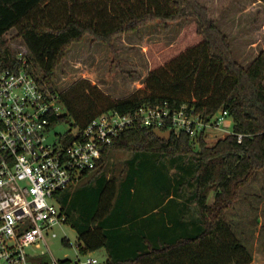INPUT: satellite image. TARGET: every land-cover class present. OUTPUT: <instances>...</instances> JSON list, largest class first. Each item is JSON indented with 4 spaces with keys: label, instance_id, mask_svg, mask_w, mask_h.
<instances>
[{
    "label": "trees",
    "instance_id": "1",
    "mask_svg": "<svg viewBox=\"0 0 264 264\" xmlns=\"http://www.w3.org/2000/svg\"><path fill=\"white\" fill-rule=\"evenodd\" d=\"M183 18L190 22L176 44L150 47L141 87L125 96L84 78L63 90L54 85L72 42L89 36L112 47L117 37L149 23L167 27ZM11 29L26 47L28 71L59 94L65 113L55 123H69L77 134L66 135V144L107 111L186 104L205 120L219 109L231 118V131L210 145L203 135L194 140L187 133L160 139L146 127L126 129L103 145L96 166L57 194L81 253L104 249V264L251 263L227 212L240 187L264 168L263 49L242 65L198 0H0V66L16 69L4 39ZM122 149L130 153L125 167L107 176L113 151Z\"/></svg>",
    "mask_w": 264,
    "mask_h": 264
},
{
    "label": "built area",
    "instance_id": "2",
    "mask_svg": "<svg viewBox=\"0 0 264 264\" xmlns=\"http://www.w3.org/2000/svg\"><path fill=\"white\" fill-rule=\"evenodd\" d=\"M26 54H16V69L0 66V264H97L92 252L82 259L77 246L75 261L51 255L45 235L55 237L53 227L64 221L60 207L51 203L53 197L93 169L102 146L112 144L126 129H170L171 134L187 133L196 140L209 131L225 130L228 112L219 109L205 120L193 107L172 108L167 103L139 106L125 114L107 111L70 143L63 142L66 135L51 140L48 130L65 109L59 94L28 71ZM68 135L77 136L75 131ZM40 243L46 247L41 254L50 255L47 260L27 252Z\"/></svg>",
    "mask_w": 264,
    "mask_h": 264
},
{
    "label": "rangeland",
    "instance_id": "3",
    "mask_svg": "<svg viewBox=\"0 0 264 264\" xmlns=\"http://www.w3.org/2000/svg\"><path fill=\"white\" fill-rule=\"evenodd\" d=\"M209 8V16L217 21L220 29L228 36L233 55L242 65L247 64L261 49L264 51V4L258 0H198ZM190 19H180L169 23L167 27L152 22L136 32H128L117 37L109 47L105 43L92 41L84 36L74 41L65 51L64 59L57 66V77L54 81L60 90L66 89L77 79H88L106 93L121 97L141 87V80L150 67L148 51L155 44L166 47L176 44L183 29L189 25ZM4 39L9 48L17 54L26 47L16 30L8 31ZM115 53V55H114ZM115 56V58H114ZM225 130L209 131L204 139L213 144L231 131V118L226 119ZM74 131L69 123H54L48 130L51 140L68 135ZM130 157L127 150L113 151L107 167V176L118 175ZM213 201L209 193L208 202ZM56 208L60 207L58 196L51 200ZM227 218L237 235L252 253L250 264H264V168L238 191V201L227 212ZM56 236L45 235L51 255L57 259L75 261L77 236L71 225L62 221L54 226ZM70 244H65V240ZM43 243L27 250L37 253L42 260H47L49 253ZM97 264L105 260L104 249L91 253ZM82 259L85 258L81 254ZM30 261V260H29Z\"/></svg>",
    "mask_w": 264,
    "mask_h": 264
},
{
    "label": "water",
    "instance_id": "4",
    "mask_svg": "<svg viewBox=\"0 0 264 264\" xmlns=\"http://www.w3.org/2000/svg\"><path fill=\"white\" fill-rule=\"evenodd\" d=\"M152 132H153L154 135H156L158 138H160V139H165V140L169 139V137H170V135H171V130H170V129H167V130L162 131V130H160V129H158V128H154V129L152 130Z\"/></svg>",
    "mask_w": 264,
    "mask_h": 264
},
{
    "label": "crops",
    "instance_id": "5",
    "mask_svg": "<svg viewBox=\"0 0 264 264\" xmlns=\"http://www.w3.org/2000/svg\"><path fill=\"white\" fill-rule=\"evenodd\" d=\"M141 82V81H140ZM77 183H75L73 186H75ZM191 211L193 212V207H192V209H191ZM186 216V215H185ZM104 255H105V260H106V258H107V254H106V251L104 250ZM104 260V261H105ZM103 264H104V262H103Z\"/></svg>",
    "mask_w": 264,
    "mask_h": 264
}]
</instances>
